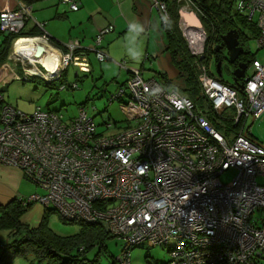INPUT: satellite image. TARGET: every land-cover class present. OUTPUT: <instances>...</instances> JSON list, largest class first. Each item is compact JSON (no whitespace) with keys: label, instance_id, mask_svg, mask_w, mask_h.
I'll return each instance as SVG.
<instances>
[{"label":"built area","instance_id":"2783aa9c","mask_svg":"<svg viewBox=\"0 0 264 264\" xmlns=\"http://www.w3.org/2000/svg\"><path fill=\"white\" fill-rule=\"evenodd\" d=\"M64 1L74 11L80 6L77 0ZM168 1L191 8L203 26L200 35L185 30L184 37L192 55L206 56L207 63L198 64L205 107L198 109L177 88L145 80L142 69L129 67L127 80L109 99L123 100L120 108L129 125L112 135L98 132L83 107L64 120L40 108L24 114L0 95V165L19 169L42 189L18 197L23 206L41 204L65 221L100 222L121 239L113 264H130L131 249L142 242L163 246L172 240L167 264H264V147L246 128L249 118L264 113V61H252L253 72L240 80L241 87L214 78L205 50L206 27L212 31L213 23L194 0ZM234 1L236 10L256 24L254 40L258 49L264 48V0ZM166 2L151 0L162 27L171 19ZM30 9L21 2L18 9L1 12L0 31L19 32ZM111 31V26L101 29L86 47L69 40L60 56L40 46L49 42L46 33L15 39L13 48L19 40L32 39V52L41 56L27 59L36 70L25 68L22 80L40 75L52 83L70 65L89 72L79 52L94 54L98 62L109 60L102 41ZM208 110L222 122L229 119L223 111H232L230 124L217 130L204 115ZM231 169L236 174L222 182L220 176Z\"/></svg>","mask_w":264,"mask_h":264},{"label":"rangeland","instance_id":"374dc122","mask_svg":"<svg viewBox=\"0 0 264 264\" xmlns=\"http://www.w3.org/2000/svg\"><path fill=\"white\" fill-rule=\"evenodd\" d=\"M196 2L208 9L211 13L212 3H221L220 0H196ZM226 2H230V10H227V12H229V17L233 20L234 26L241 29L243 34L246 35L247 41L245 48L253 55L255 60L259 62L264 61V48H257L256 41L251 36L250 29L243 24L242 14H238L235 11V7L232 5V0H226ZM184 9L186 11L193 12L191 8ZM158 19L159 21L157 22V26L160 35L158 39H152L150 50L148 51V54L150 55L149 59L145 57L146 55L142 51V49L145 50L147 42L146 36L132 34L124 37V39L119 37L116 38L118 40L114 39L112 42L108 41L107 43L111 53L113 54V50L117 53L115 57L110 55L109 60L99 63L96 56L94 54H90L92 66L90 68V72L88 73L79 71L78 75H75L76 68L70 65L63 72L61 80H55L53 83H47V81L43 80L40 75L28 78V81L10 78L6 83L0 85V88H2L0 95H2L6 103L15 107L24 114H32L34 110L40 108L43 110L58 112L64 120H68L69 118L77 115L78 109L83 107L86 115L93 118L95 123L98 125V132H101L104 135L116 134L129 125L126 121V115L120 108V103L123 100H109L110 95L117 92V86L129 76L126 72L129 64L126 65L125 56H122L123 53H127L130 56H136L135 59H138L137 67L129 68L142 69V77L145 80L151 79L154 69L162 70L169 78H172L175 83L181 80L177 77V70L171 59L170 52L164 50L166 46V39L163 33L164 30L161 27L159 16ZM189 30H187V32H190ZM194 31H199L201 33V30ZM182 35L184 37V33ZM184 40L189 51V45L185 37ZM115 42L118 44L115 45ZM102 45L105 49H107L105 42ZM7 51L8 55L6 54V58L8 57L10 59L11 64L15 63L17 66H20L16 70L15 74L21 76L22 78V63L20 60L17 61V59L12 56L14 53L13 43L9 46ZM30 57L33 59L38 58L35 53H31V51L27 50L26 54L21 57V61H24L26 58L29 59ZM7 60L8 59H5V61ZM143 60L145 64L141 67L140 65ZM114 61H117L119 64L124 62L125 64L119 67ZM37 67L41 72H44V69L41 66L38 65ZM209 70L211 76L214 78L226 84H233L232 75L228 74L227 71L223 70L222 75L220 77L217 76L215 72V56H212L210 60ZM252 72V63H250L246 69V75L250 76ZM73 82L76 84L74 88L69 87V84ZM200 94L201 92L199 90V95ZM124 101H126V97H124ZM204 103H206V101L201 98L202 108L205 107ZM205 114L211 116L208 111ZM105 123L110 124L111 127L105 128ZM246 128H248V130L250 129L252 140L264 147V113L254 120L249 118ZM8 169L9 168H6V166H0V178L12 181V185L9 187V190H6V193L4 194L2 199L3 201L13 198L17 199L18 197L25 198L32 194L43 192L41 188L28 181L24 176H20L17 172H9ZM235 174V170H228L220 176V180L222 182H228ZM258 181L262 182L261 179H258ZM38 205L43 208L41 204ZM35 214H37L36 211L26 214L24 220L29 221L33 219ZM257 215L258 214L255 216ZM47 217L48 227L57 235H75L80 231L81 226L78 222L65 221L60 218L57 212L50 211ZM0 236L5 240V235L3 233L0 232ZM102 242L104 243L105 249L102 250L101 253L96 245L94 247L86 248L84 258L88 261L94 260L96 261V264H109L113 257H117L121 253L123 245L121 239L117 237H110ZM174 245V240H172L169 245L163 246L149 245L147 242H142L131 249L129 254L130 264H167L170 259V250L174 247ZM79 261L77 260L78 263L76 264H82V261ZM54 262H59V259H56ZM3 264L46 263H39L33 256H31V254H26V256L17 254L12 259L5 261Z\"/></svg>","mask_w":264,"mask_h":264},{"label":"trees","instance_id":"16d2710c","mask_svg":"<svg viewBox=\"0 0 264 264\" xmlns=\"http://www.w3.org/2000/svg\"><path fill=\"white\" fill-rule=\"evenodd\" d=\"M22 1L31 3L34 0ZM166 1L171 19L166 26L161 27L164 30L166 37V50H169L171 59L177 70V76L181 80L180 82L175 83L169 77L166 78V75L163 74L160 78H163L162 80L166 81V83L158 82L164 87L177 88L185 96L192 99L198 109H201V98H203V96L201 94L199 95L200 85L198 80V64L199 62L207 63L204 59L206 56L204 55L202 58H196L188 51L184 37L178 27L179 4L174 1ZM194 2L200 7V9H202V11L208 16L210 22L214 25L212 31L204 25L207 32L205 50H207L208 57L211 59L212 53H215V63L217 61H221L223 58L227 59L226 55L224 56L222 51H219L218 54H216L215 47L221 44L222 35H224L232 27L236 28L233 24V20L229 17V12H227V10H230V2L227 3L226 0H220L221 3L219 4L212 3V13L202 5H199L196 0H194ZM232 5L235 7L234 0H232ZM235 11L238 14L241 13L236 10V8ZM241 14L243 17V24L250 29L251 36L255 38L258 34L256 24L248 21L245 14ZM24 29L25 25L17 33L0 31V34L3 36V41L0 46V63L5 61L6 54L8 53L7 50L15 39L40 34V32H37L34 29L28 31ZM236 30L238 33L239 44L243 47V53L240 54V59L243 62L248 61V63H252L255 59L245 48L247 41L246 35L243 34L241 29L236 28ZM226 70H228V68ZM76 71L77 74L75 73V75H78L79 71L77 68ZM234 84L235 83L233 82V84L229 85L234 86ZM120 85L117 87L119 88ZM0 91H2V88H0ZM206 112L207 111H204V115L217 130L221 131L223 127L230 124L232 111H223V115L229 118H226L227 120H224V122L216 119L217 117H214L209 110L208 113H210L211 116L206 115ZM234 129L236 130L238 128L236 127ZM32 204L34 203H29L26 206H23L21 201L18 199H12L4 204H0V232L5 235V240L0 236V264L12 259L17 254L24 256H26V254H31V256H33L39 263L44 262L46 264H76L78 263L77 260H80L79 262L82 261V264H96V261H88L84 258L86 248L97 245L98 250L101 253V251L105 249L102 241L110 237H115L109 234L104 225L100 222L91 223L81 221H78L81 226L79 233L69 236L57 235L48 227L47 223V216L49 215V212L54 211L52 208H45L39 224L31 227L28 224L23 223L21 221V217L27 212ZM114 258L115 257L110 260L109 264L114 263ZM56 259H59V262L55 263L54 261Z\"/></svg>","mask_w":264,"mask_h":264},{"label":"crops","instance_id":"0c3cea01","mask_svg":"<svg viewBox=\"0 0 264 264\" xmlns=\"http://www.w3.org/2000/svg\"><path fill=\"white\" fill-rule=\"evenodd\" d=\"M77 1L79 2L80 6L75 11L71 10L69 4L64 0H34L31 3L25 2L26 5L30 6L31 9L24 30L28 31L34 29L37 32H40L39 35H43L46 33L49 36V42L46 43L39 39V41H42L40 46L46 48V50L50 51L51 53L60 56L66 51V48L64 46L69 40H78L81 47H86L93 43L95 35L98 31L105 27L111 26L112 31L105 35L102 44L105 42L107 46L108 41L112 42L116 38L121 37L122 39H124V37L128 35L140 34L147 37L145 50L142 49V51L145 53V57L149 59L150 55L148 54V51L150 50L152 39H158L160 35L157 26V22L159 21V19L156 10L154 8H151V0ZM21 2L23 1L0 0V13L6 10L12 11L18 9ZM39 24L43 25L42 28L39 27ZM2 41L3 36L2 34H0V46ZM30 44L31 46L29 47V51H31V49H34L32 39ZM117 44L118 43L115 42V45ZM106 50H108L107 52L109 58L110 55L113 57L117 55L114 50L112 54L108 46ZM164 50L169 51L166 50V46ZM86 52V50H81V52L79 53H82V56H84V58L88 60L91 68L92 62L90 61V54L92 53L87 54ZM122 56H125L126 65L129 64V67H137L138 59H135L136 56H130L127 53H123ZM6 59L8 60L0 63V85L6 83L11 78H7V76H12L13 73L16 72L18 67H20L15 63L11 64L8 57ZM114 62L117 63V61ZM144 64L145 63L143 60L140 66L143 67ZM153 72L154 73H152L151 78H154L161 83H166V81L162 80L163 78H160L161 75H166V73L159 69H154ZM166 78H168L167 75ZM170 79L174 81L172 78ZM126 80L127 78H125L120 84L124 83ZM6 168H9V172H17L18 174H20V176L23 177L22 172L19 169L11 166H6ZM11 185V180L0 178V204L8 202L7 200L9 199H7L6 201H3L2 199L4 197V194L6 193V190H9V187ZM33 211L37 212V214L33 216V219L29 221L24 220L25 215ZM43 212L44 209L41 208L38 204L34 203L29 207L27 212L23 214V216L21 217V221L31 227L37 226L43 215Z\"/></svg>","mask_w":264,"mask_h":264},{"label":"water","instance_id":"95a60500","mask_svg":"<svg viewBox=\"0 0 264 264\" xmlns=\"http://www.w3.org/2000/svg\"><path fill=\"white\" fill-rule=\"evenodd\" d=\"M178 27L183 34L185 30L188 29H199L203 30V26L197 17V15L192 11H186L184 9L178 10ZM183 36V35H182ZM223 43L226 46V49L229 51L228 54V61L234 62L241 53H243V47L239 44V39L237 32L234 30L228 31L226 34L222 36ZM219 46L215 47V50H218ZM41 49L37 50V53H40ZM248 61L245 62H239L237 67L228 74L232 75L233 82L238 87H241V83L239 82V79H243L245 76V70L247 68ZM225 65L221 63V61H217L215 63V72L218 77L222 74V68H224Z\"/></svg>","mask_w":264,"mask_h":264},{"label":"bare ground","instance_id":"6f19581e","mask_svg":"<svg viewBox=\"0 0 264 264\" xmlns=\"http://www.w3.org/2000/svg\"><path fill=\"white\" fill-rule=\"evenodd\" d=\"M194 30H199V29H193V30H189L190 32H188V33H190V34H192V35H200V32L199 31H194ZM31 40L30 39H24V40H19L16 44H15V46H14V54L13 55H19L20 57H22V56H24L25 54H26V52H27V50H29L28 48L31 46ZM32 50L33 49H31V53H32ZM38 58H41V56H37ZM15 58V57H14ZM38 58H34V59H38ZM17 59V58H16ZM27 59L28 58H26L24 61H20L21 63H22V67H21V70L23 71V74H25V68H28V69H30V68H32L31 70L32 71H35L36 69H35V67L34 66H31L30 65V63L29 62H27ZM30 59V61H32L33 62V58L32 57H30L29 58ZM38 60H40V59H38ZM17 61H19V60H17ZM50 66H51V68H53V66L51 65V64H46V67L50 70L51 68H50ZM6 72V71H5ZM7 76V75H6ZM23 76V75H22ZM8 77H11V75H8L7 76V78ZM16 77H18V78H16ZM32 77H35L34 75L33 76H29V78H32ZM6 78V79H7ZM11 78H13V79H19V80H21L22 78H21V76H19V75H17V74H13L12 75V77ZM4 100V99H3Z\"/></svg>","mask_w":264,"mask_h":264},{"label":"flooded vegetation","instance_id":"af4514ba","mask_svg":"<svg viewBox=\"0 0 264 264\" xmlns=\"http://www.w3.org/2000/svg\"><path fill=\"white\" fill-rule=\"evenodd\" d=\"M231 30H234V31L237 32L236 28H233V27H232L229 31H231ZM227 32H228V31H227ZM227 32H226V33H227ZM226 33H225V34H226ZM237 35H238V33H237ZM222 36H223V35H222ZM217 46H219V49L216 50V54H218L219 51H222V53L224 54V56L226 55V57H227V59H226V58H223V59L221 60V63H222L223 65H225V67L222 68V71L225 70V71H227V73H231V72L237 67V65H238L239 62H243V61H241V59H240L241 56H239L234 62H229V61H228V54H229V51L226 49V46H225V44L223 43L222 37H221V44H220V45H217ZM212 56H215V53H212ZM249 64H250V63L247 64V67H248ZM227 68H228V70H226ZM246 69H247V68H246ZM221 75H222V74H221ZM245 76H246V70H245ZM240 80H241V79H240ZM23 81H28V80H23Z\"/></svg>","mask_w":264,"mask_h":264}]
</instances>
